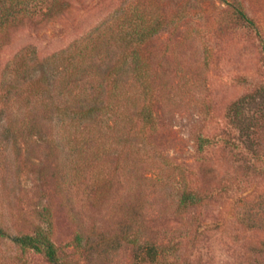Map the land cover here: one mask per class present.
Instances as JSON below:
<instances>
[{"label": "rangeland", "instance_id": "rangeland-1", "mask_svg": "<svg viewBox=\"0 0 264 264\" xmlns=\"http://www.w3.org/2000/svg\"><path fill=\"white\" fill-rule=\"evenodd\" d=\"M69 1V13L17 31L5 56L58 52L136 0ZM238 1L255 25L236 17ZM152 2L169 24L151 39L162 89L145 151L111 150L66 189L55 147L39 136L48 125L17 137L0 129V225L30 233L49 207L63 264H264V0ZM242 126L253 134L241 137ZM200 136L210 139L202 149ZM184 189L201 200L178 209ZM0 264L48 263L0 238Z\"/></svg>", "mask_w": 264, "mask_h": 264}, {"label": "trees", "instance_id": "trees-1", "mask_svg": "<svg viewBox=\"0 0 264 264\" xmlns=\"http://www.w3.org/2000/svg\"><path fill=\"white\" fill-rule=\"evenodd\" d=\"M70 4L69 0H0V129L6 137H17L28 127L40 132L48 125L49 132L39 136L55 147L66 189L78 183L85 167L97 166L112 151L117 159L145 151L148 134L156 128L154 109L162 89L150 60L151 39L169 24L152 0H136L58 52L40 56L34 46H27L5 56L17 31L69 13ZM230 5L238 19L255 25L239 1ZM245 99L233 105L237 122ZM253 130L239 128L244 139ZM209 143L200 136L198 148ZM96 185L104 195L107 180ZM200 200L196 191L184 189L178 209ZM66 201L69 205L72 198ZM52 215L49 207H42L41 222L30 233L10 234L0 225V238L42 255L48 264H63L52 239ZM145 249L154 260V244Z\"/></svg>", "mask_w": 264, "mask_h": 264}]
</instances>
